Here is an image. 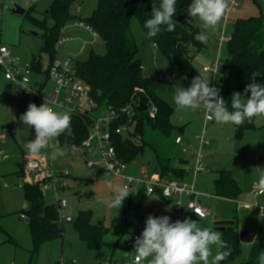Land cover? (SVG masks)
Instances as JSON below:
<instances>
[{"label":"rangeland","instance_id":"1","mask_svg":"<svg viewBox=\"0 0 264 264\" xmlns=\"http://www.w3.org/2000/svg\"><path fill=\"white\" fill-rule=\"evenodd\" d=\"M99 0H79L78 6L72 8V12L82 19L90 18L97 9ZM187 7L192 0H183ZM53 0H0V41L6 45L15 57L22 62L32 63L33 58H41L42 69L49 66L50 56L44 51L45 30L33 24L29 17L38 20H46ZM16 6L25 9L24 15L15 14ZM264 16V0H239V6L233 8L226 24L225 37L230 38L233 24L239 18ZM192 17V16H191ZM193 18V22L200 27V21ZM47 26L53 27L51 18L46 20ZM224 18L211 32L206 48L196 54L194 58L195 68L202 74L205 80L219 88V76L213 78L211 71L205 72V65L213 63L219 54L224 62L228 57L227 41L220 44L217 38L222 35ZM75 29H68L73 33ZM133 33L142 48L144 56V72L151 75L156 81V91L160 97L173 107L171 116L173 124L185 126V131L174 128L169 135L160 131H154L155 146L171 156L173 166H181L180 160L191 158V165L197 153H200L203 166L206 170L194 174L191 168L187 171L184 179L188 184H194L197 193L201 194L199 200L210 212L207 218H201L188 208V200L183 198L180 207L173 204L171 211L163 213L157 206L156 197L145 198L138 193H131L125 198L120 209L109 207L104 201L113 195L116 186H123L120 177H115L106 170L99 152L96 149H88L83 146L73 149L70 146L50 147L57 143L58 137L50 141L46 149L41 150L39 155H30L24 145L33 139V129L26 126L20 117L27 111L29 103H35L38 107L44 103H38L34 95H24L19 99L13 96V86L5 78L0 69V264H102L107 258L119 259L121 262L132 263L136 257L135 243L132 248L127 242L134 234L141 235L145 228V221L149 215L154 217L169 216L172 222L179 220L180 211L185 213L184 218L198 221V223L212 230H217L215 221L224 217L237 216L240 230L259 231L264 218L253 208L247 209L244 205L254 202L264 203V196H256L253 192V183L261 181L264 177V116L255 117V126L245 130L242 137L236 136V125L218 124L205 121L206 113L201 109H180L173 102L175 90L179 87H189L187 78L188 70L184 66L169 64L165 56L153 47L146 33L138 21L133 22ZM80 38L90 41L92 35L83 31ZM97 54H105L104 41L98 37L92 46L82 50V41L75 44L61 46L58 49L60 56L68 54L76 55L77 60L88 59L91 51ZM72 57V56H71ZM214 81V82H213ZM45 82L42 73L33 71L31 75V87L38 90ZM85 82V81H84ZM86 83V82H85ZM87 84V83H86ZM90 88L91 86L87 84ZM50 83L45 88L48 91ZM137 90V89H136ZM139 91V90H138ZM56 111H64L52 105ZM205 132V138L209 141L202 147L198 137ZM181 136L188 153L183 152L184 146L175 143L176 137ZM127 137V135H124ZM141 144L140 137L136 138ZM57 149L63 150L64 155L53 154ZM156 151L146 144L145 151L139 154L132 162L127 164L125 174L139 175L142 167H146L149 174H161L157 163ZM38 160L48 166H52L55 174L69 172L65 177L66 185L57 183L58 189L51 188L43 181L42 175L35 174L27 168L28 160ZM89 162L95 163L89 166ZM223 185L234 183L239 187L237 201L219 200L216 196L217 182ZM38 185L43 191L46 204H58V199L67 201L66 208L59 207L60 216L70 217L71 222L63 221L64 237L45 243L39 252L35 253V245L32 239L29 220L23 218V205L27 203L24 186L25 184ZM144 194V193H143ZM205 195L216 196L207 199ZM153 196V195H152ZM151 197V198H150ZM167 201V200H166ZM239 204V206H238ZM242 206V207H241ZM90 214L94 225H102L106 228L99 248H89L86 241L80 238L75 230V222L81 214ZM170 213V214H169ZM224 235L226 231H221ZM261 232V231H260ZM222 235V239H223ZM257 239L255 238L254 242ZM261 241H264V231L261 232ZM253 243H243L242 253L229 264H259L258 257L250 258V249ZM216 254L215 246L212 248ZM212 260V257L209 258ZM147 264V261H143Z\"/></svg>","mask_w":264,"mask_h":264},{"label":"trees","instance_id":"2","mask_svg":"<svg viewBox=\"0 0 264 264\" xmlns=\"http://www.w3.org/2000/svg\"><path fill=\"white\" fill-rule=\"evenodd\" d=\"M78 1L53 0L48 12L45 13L46 20L51 18L54 21V26L50 28L46 20L29 17L33 24L45 30L44 51L50 56L49 66L58 54L56 42L65 25L80 20L91 26L104 41L106 53L101 55L92 50L88 59L77 60L76 68L79 77L91 86V95L98 107H118L135 100L138 104L149 106L152 103L157 108L155 117L151 118L149 112L139 111V107L136 106L134 131L127 137L113 133V146L117 156L129 164L139 154L144 153L146 144H149L157 153L161 175L170 179L184 180L187 176L186 168L172 166L171 156L153 144L155 143L154 131L169 135L178 126L171 120L173 107L156 91L155 78L144 72L142 48L133 33V22L136 19L147 35L144 24L147 19L152 18L153 3L159 5L160 0H99L97 9L88 19H82L72 12V8L78 6ZM187 9L183 0H177L176 15L173 18L176 22L175 31L162 30L156 37H147L165 56L169 64L187 68V78L191 85L192 79L198 75L204 79L195 68L193 61L196 54L206 48V44L195 39V36L201 32L200 27L193 22ZM227 52L229 57L222 62L219 69V89L231 110L232 93L239 91L243 95L245 86L252 82V74L257 75L255 77L257 83L264 85V16L237 19L233 24L230 39L227 41ZM41 64V58L36 60L34 57L31 67L33 71L42 73L46 79L49 66L43 70ZM136 89H142L144 92ZM70 116L72 135L64 133L58 136L59 147H79L89 136L90 127L93 124L92 115L70 114ZM122 123L127 121L123 118L118 120L114 123V128ZM254 126L255 117L252 123L246 121L236 126V136L242 137L245 130ZM184 127L183 125L178 128L183 132ZM137 137H140L141 144L137 143ZM184 162L185 160L180 159L182 165ZM216 182L218 187L216 196L233 202L237 201L239 187L234 183L223 185L222 181ZM24 194L27 207L23 208L22 214L29 220L35 245L34 252L37 253L45 243L64 237V225L60 218L59 203L46 204L43 191L38 185L25 184ZM139 195L147 197L143 192ZM236 217L233 218L236 221L235 231H226L223 235V240L231 247L232 253L220 261V264H229L242 253L243 243L239 239V221ZM74 227L89 248H99L107 230L102 225L92 224L91 216L87 213L79 216ZM260 231H264V222L257 232V240L250 249L251 259L257 258L259 253L264 251V241H261Z\"/></svg>","mask_w":264,"mask_h":264},{"label":"clouds","instance_id":"3","mask_svg":"<svg viewBox=\"0 0 264 264\" xmlns=\"http://www.w3.org/2000/svg\"><path fill=\"white\" fill-rule=\"evenodd\" d=\"M176 4L177 0H160L159 5L153 3L152 18L144 24L149 38L156 37L162 30L175 31L176 22L173 18L176 15ZM228 7V0H192L187 9L188 14L197 18L202 28L195 36L197 41H208L211 32L225 17ZM256 76L252 74V82L245 86L243 95L239 91L232 93L231 110L221 96L220 89L210 86L209 80L199 75L192 79L189 87L175 90L173 102L180 109L206 110L207 119L218 124L240 126L246 121L252 123L254 117L264 116V85L256 82ZM20 120L35 132V138L24 145L30 155H39L41 150L49 146L50 141L61 134L72 135L69 111H56L46 100L39 107L29 103ZM56 155L63 156L64 151L57 149L53 159ZM127 179L132 181L134 178ZM260 184L264 186V177ZM129 194L127 184L116 186L113 195L104 202L111 208L120 209ZM195 213L203 218V213ZM222 235L221 231L203 227L198 221L188 218L172 222L169 216L149 215L144 230L135 241L136 260L138 264H143V261H147V264H220L232 253ZM213 246L217 249L215 255ZM258 260L259 264H264V251L259 253Z\"/></svg>","mask_w":264,"mask_h":264},{"label":"built area","instance_id":"4","mask_svg":"<svg viewBox=\"0 0 264 264\" xmlns=\"http://www.w3.org/2000/svg\"><path fill=\"white\" fill-rule=\"evenodd\" d=\"M228 3L229 7L224 17L225 25L229 21V15L233 8L239 6V0H228ZM71 27L83 28L93 37L90 41L81 39L82 50L86 47L92 46L95 43L96 38L99 37L98 33L94 31L91 26L80 20H75L61 29L60 36L56 42L57 52L61 46L75 40V37L67 32L68 28ZM224 30L225 26L223 28L222 35L218 39L220 47L224 41H228L230 39L225 37ZM221 65L222 61L220 60V56L218 54L217 59L213 63L204 66L203 71H211L215 81V78L219 76V69ZM76 67L77 59L75 57H64L57 54L56 58L49 66L45 82L43 83L44 85H42V87L38 90H34L31 87V75L33 73L31 63L22 62L20 58L15 57L10 49L6 45L1 44L0 41V69H2L5 78L12 84L13 96L15 99H19L24 95H34V98L38 103L46 100L50 103V105L58 109L68 110L69 114H91L93 117V124L90 127L89 136L85 141H83L81 146L90 150L96 149L106 166V170L113 176L120 177L123 181V185H128L129 192L138 194L143 192L146 196L159 195L163 199L172 201L180 208L183 204L182 199L186 198L188 200V208L192 210L194 214L198 211L203 213V218H207L210 215V212L201 204L199 200V196L201 194L196 192L194 184H188L184 180L170 179L160 174L150 175L146 167H143L140 170V174L138 176L125 174L127 164L117 156L115 147L113 146L112 137L113 133L129 136L134 131L136 124L135 108L136 106L139 107L140 104L133 100L123 106H107L105 108H99L96 100L91 95V88L79 77ZM48 83H50L51 87L48 91H45ZM210 85L216 87L214 83ZM137 90L143 91L142 89ZM58 105L60 107H57ZM145 106H147L146 111L149 112V116L154 118L157 108L152 103H150V106ZM201 110L206 113V123L212 122L213 120L207 119L208 114L206 110ZM122 118L125 119L127 123L119 124L118 127L114 128V123ZM198 139L201 147L209 142L205 138V132H203ZM175 143L184 146V153L188 152V149L184 145V139L181 136L176 137ZM55 146L59 147L58 141L57 143L50 145L52 149ZM77 147L78 146H73L72 148L75 149ZM94 164L95 163L93 162H89V166H94ZM27 168L36 174L40 173L43 177V181L48 183L51 188L55 189L59 188L57 183L66 185L65 177L70 175L68 171L64 173L61 172L57 175L54 173L52 166H48L45 163L34 159L28 160ZM186 170L190 172L192 169L188 166L186 167ZM204 170H206V168L203 166L200 153H197L193 172L194 174H197ZM127 177H133L134 179L129 181ZM253 192L256 196H263L264 186H262L259 181H255L253 183ZM205 196L207 199H213L216 197L213 195ZM57 202L59 203L60 208H66L67 201L65 199H58ZM253 208L264 218V203H256L253 205ZM184 216L185 213L180 211L179 220L182 221ZM23 218L27 219L25 215H23ZM60 218L61 221H72L70 217L63 218L60 216ZM137 237L139 236L134 234L132 239L127 242V246L129 248L133 247ZM69 264H75V262ZM102 264H138V262L136 257L132 263L107 258Z\"/></svg>","mask_w":264,"mask_h":264},{"label":"crops","instance_id":"5","mask_svg":"<svg viewBox=\"0 0 264 264\" xmlns=\"http://www.w3.org/2000/svg\"><path fill=\"white\" fill-rule=\"evenodd\" d=\"M229 22V21H228ZM224 26H225V28H226V25L224 24ZM68 29H75L76 31H74L73 33H70V34H72L73 36H75V37H81L82 38V36H81V33H83V31H85L83 28H79V27H71V28H68ZM81 39L80 38H75V40H73V41H71V42H69V43H67V44H65V45H69V44H75V43H77L78 41H80ZM216 40H218V38L216 39ZM64 46V45H63ZM153 47L155 48V49H157L156 48V46H154V44H153ZM69 56H72V57H75L74 55H72L71 53L70 54H68ZM206 66V65H205ZM186 129L184 128L183 129V131H185ZM184 138V137H183ZM185 140V139H184ZM188 153V152H187ZM186 153V154H187ZM196 156H197V154L195 155V157L194 156H192V158L194 159V164L193 165H191V158H183V160H185V162H184V164L182 165L181 164V166H184L185 168L186 167H193V166H195V159H196ZM180 160V159H179ZM202 161V160H201ZM203 163V162H202ZM171 165L173 166V164L171 163ZM145 167V166H144ZM143 168V167H142ZM148 170V169H147ZM36 174V173H35ZM139 174H140V171H139ZM161 175V174H160ZM138 176V175H137ZM185 181V180H184ZM264 196V195H263ZM151 197H156L155 199H157L158 201H157V206H158V208L160 209V210H162L163 211V213H165V211H171L172 210V208H174L173 206V202L172 201H170V200H167L166 201V199H163L162 197H160L159 195H153V196H151ZM150 197V198H151ZM146 198H149V197H146ZM219 200H226V199H223V198H220ZM227 201H230V200H227ZM200 202H201V200H200ZM233 202V201H232ZM235 202V201H234ZM256 203H260V202H254V203H252V204H248V205H244V207H246L247 209H251V208H253V205L254 204H256ZM27 204V203H26ZM201 204H202V202H201ZM25 205V204H24ZM24 205H23V208H25L24 207ZM238 206H239V204H238ZM242 207V206H241ZM175 209V208H174ZM254 209V208H253ZM175 211L177 212V209H175ZM170 214V213H169ZM222 219H225V220H232L233 218L232 217H224V218H222ZM117 260H119V259H117Z\"/></svg>","mask_w":264,"mask_h":264},{"label":"water","instance_id":"6","mask_svg":"<svg viewBox=\"0 0 264 264\" xmlns=\"http://www.w3.org/2000/svg\"><path fill=\"white\" fill-rule=\"evenodd\" d=\"M13 12L15 14L24 15L25 9L16 6ZM138 109L139 111L143 112L147 110V106H145L144 104H140ZM24 207H27V204H25ZM215 225L217 229L220 231L234 232L236 221L233 219L232 220L221 219V220H216ZM256 236H257V231H251V230L239 231V239L242 243H253L255 240L254 238H256Z\"/></svg>","mask_w":264,"mask_h":264}]
</instances>
